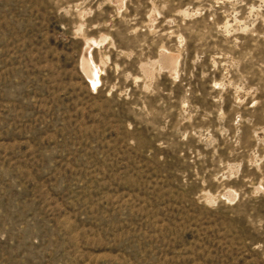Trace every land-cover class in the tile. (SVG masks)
Listing matches in <instances>:
<instances>
[{
	"label": "rangeland",
	"instance_id": "rangeland-1",
	"mask_svg": "<svg viewBox=\"0 0 264 264\" xmlns=\"http://www.w3.org/2000/svg\"><path fill=\"white\" fill-rule=\"evenodd\" d=\"M0 264H264V0H0Z\"/></svg>",
	"mask_w": 264,
	"mask_h": 264
}]
</instances>
